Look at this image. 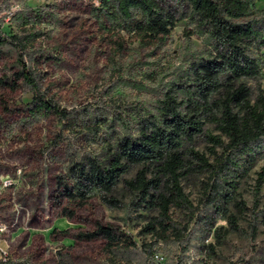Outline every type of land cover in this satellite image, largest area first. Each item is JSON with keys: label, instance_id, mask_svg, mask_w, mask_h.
<instances>
[{"label": "rangeland", "instance_id": "1", "mask_svg": "<svg viewBox=\"0 0 264 264\" xmlns=\"http://www.w3.org/2000/svg\"><path fill=\"white\" fill-rule=\"evenodd\" d=\"M93 5L99 2L0 0L1 16H7L5 22L15 32L28 24L40 34L36 47L49 56L40 64L44 88L68 113L63 121L25 117L19 108L31 102L32 94L0 85V264H111L103 241L78 242L64 235L93 230L97 222L132 236L140 253L133 264H264V183L259 181L264 160L245 178L229 179L236 184L227 211L238 230L207 204L214 182L209 172L182 180L194 210L171 209L183 229L180 240H157L145 232L157 213L138 208L124 183L116 192L118 207L103 203L97 191L85 204L61 196L59 178L73 161L91 156L106 160L116 137L136 134L142 122L157 116L174 83L184 81L192 62L210 50L185 10L177 11L176 24L162 41L148 44L134 32L102 29ZM253 6L264 9V0H253ZM17 12L21 14L15 17ZM135 17L141 19V14ZM255 54L261 75L242 82L260 83L264 89V50ZM15 58L14 52L0 58V79ZM210 135L220 132L207 125L189 147L214 164ZM138 170L124 179H133Z\"/></svg>", "mask_w": 264, "mask_h": 264}, {"label": "trees", "instance_id": "2", "mask_svg": "<svg viewBox=\"0 0 264 264\" xmlns=\"http://www.w3.org/2000/svg\"><path fill=\"white\" fill-rule=\"evenodd\" d=\"M97 1L99 6L93 5L92 12L102 29L134 32L148 44L162 41L175 26L177 11L185 10L210 50L192 62L184 81L174 83L157 116L142 122L136 134L116 137L106 160L91 156L85 162L73 161L68 174L59 178L61 196L85 204L97 191L103 203L118 207L116 192L124 183L135 194L138 208L157 213L145 232L157 240H180L183 229L172 219L171 209L194 210L182 180L190 173L209 172L214 182L207 204L238 230L235 216L227 211L236 184L229 179L245 178L264 160V89L260 83L242 82L257 81L262 72L255 53L264 50V9H256L253 0ZM136 13L141 19H136ZM6 18L0 10V58L11 52L16 58L0 85L12 92L26 88L32 94L31 102L19 108L21 115L67 120L68 113L48 98L44 88L40 64L49 56L36 47L40 34L28 29V24L15 32ZM179 93L184 98L179 99ZM106 125L112 127L110 122ZM207 125L220 132L208 136L214 145V164L189 147L204 135ZM135 168H139L135 177L124 179ZM263 175L264 169L260 185ZM64 235L78 242L103 241L111 264H133L140 256L132 236L110 225L97 222L93 230H67Z\"/></svg>", "mask_w": 264, "mask_h": 264}]
</instances>
